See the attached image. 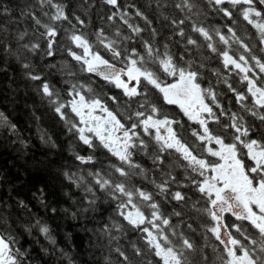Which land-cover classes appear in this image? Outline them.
<instances>
[{
    "label": "snow or ice",
    "instance_id": "snow-or-ice-1",
    "mask_svg": "<svg viewBox=\"0 0 264 264\" xmlns=\"http://www.w3.org/2000/svg\"><path fill=\"white\" fill-rule=\"evenodd\" d=\"M20 84L67 158L23 137ZM57 219L96 243L58 239ZM102 248L103 264H264V0H0V264Z\"/></svg>",
    "mask_w": 264,
    "mask_h": 264
},
{
    "label": "trees",
    "instance_id": "trees-1",
    "mask_svg": "<svg viewBox=\"0 0 264 264\" xmlns=\"http://www.w3.org/2000/svg\"><path fill=\"white\" fill-rule=\"evenodd\" d=\"M62 56L57 55L56 62H59L61 60ZM20 91L16 98V103H7V110L11 113V117L13 120H19V126L22 130L23 137L28 138V141L30 144H38L39 143V130H44L49 133V135H53L54 137L58 138L60 141L62 147L64 148V156L67 158L70 154L67 149V145L69 143L68 137L65 135V133L62 131V125L54 123L50 119L49 114H43L41 121L37 122L31 118V111L30 109L26 108L25 105H31L32 100L25 97V93L28 91L24 88L23 84H20ZM238 87L240 85H237ZM11 96V94H9ZM173 114L178 115V109L176 108H170L168 109ZM44 113V109L41 108L40 112H37V115H41ZM41 215H43V210H41ZM51 224L52 222L49 221ZM68 223H76L75 228H69ZM59 224V232L60 236L58 239L67 242L69 245L72 244H79L81 247H87L89 237H91L93 243H96V237L92 236L91 233H85L82 229L79 223L77 222H65L62 219H57L55 221V224H52V226L55 228V225ZM88 227H93V225H88ZM72 233V239H67V233ZM101 244L104 243V241L100 242ZM201 243L203 241L201 240ZM107 255V249L102 248L101 250L96 252L95 259L100 260L101 264H103V257Z\"/></svg>",
    "mask_w": 264,
    "mask_h": 264
},
{
    "label": "flooded vegetation",
    "instance_id": "flooded-vegetation-1",
    "mask_svg": "<svg viewBox=\"0 0 264 264\" xmlns=\"http://www.w3.org/2000/svg\"><path fill=\"white\" fill-rule=\"evenodd\" d=\"M229 219H231V218H229Z\"/></svg>",
    "mask_w": 264,
    "mask_h": 264
}]
</instances>
